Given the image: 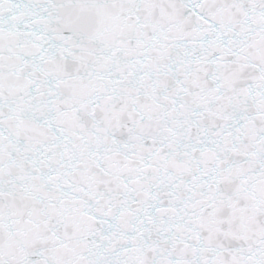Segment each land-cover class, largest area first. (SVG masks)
Segmentation results:
<instances>
[{
  "label": "snow or ice",
  "instance_id": "1",
  "mask_svg": "<svg viewBox=\"0 0 264 264\" xmlns=\"http://www.w3.org/2000/svg\"><path fill=\"white\" fill-rule=\"evenodd\" d=\"M0 264H264V0H0Z\"/></svg>",
  "mask_w": 264,
  "mask_h": 264
}]
</instances>
